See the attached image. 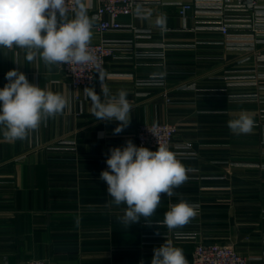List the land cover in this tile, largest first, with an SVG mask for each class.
Returning a JSON list of instances; mask_svg holds the SVG:
<instances>
[{
  "label": "crops",
  "instance_id": "crops-1",
  "mask_svg": "<svg viewBox=\"0 0 264 264\" xmlns=\"http://www.w3.org/2000/svg\"><path fill=\"white\" fill-rule=\"evenodd\" d=\"M137 1L148 6L122 19L130 27L104 35L93 30L91 38L118 43L100 75L109 97L102 96L99 76L86 88L105 102L121 89L128 93L132 119L120 134H113L119 122L95 120L85 88L74 89L62 66H46L39 57L28 62L24 49L0 47V88L8 82L5 74L18 69L30 83L68 102L25 140H8L0 130V264L31 258L151 264L154 249L166 242L182 249L188 264L200 242L264 256V119H256L264 117V41L250 44L252 35L264 39V32L232 28L240 37L232 42L209 28L222 18L216 6L221 0ZM188 2L194 7L183 18L179 7ZM83 3L97 22L98 0ZM161 17L163 28L156 23ZM245 112L254 128L234 134L227 123ZM144 122L178 126L169 150L188 169V179L171 197L161 194L150 218L127 229L117 219L126 205L110 202L100 173L108 169L110 148L128 140L139 147L136 132ZM181 200L197 206L196 216L169 230L164 215Z\"/></svg>",
  "mask_w": 264,
  "mask_h": 264
},
{
  "label": "clouds",
  "instance_id": "clouds-1",
  "mask_svg": "<svg viewBox=\"0 0 264 264\" xmlns=\"http://www.w3.org/2000/svg\"><path fill=\"white\" fill-rule=\"evenodd\" d=\"M74 4V18L68 19L67 0H0V47L24 49L28 62L39 57L46 66L92 63L89 44L93 24L83 0H74ZM156 23L163 28L166 18L161 17ZM5 79L8 82L0 88V130L8 140L27 139L42 123L62 114L67 107L63 95L30 83L18 69L9 70ZM99 79L102 96L107 98L109 89L103 77L99 75ZM84 90L91 100L95 120L119 122L114 135L130 125L132 104L125 90H119L107 102L93 88ZM254 123V118L245 112L229 120L227 126L241 135L251 133ZM109 152L108 169L100 173V179L107 185L110 202L126 205L124 214L117 219L127 229L142 217L150 218L160 205L161 194L171 197L173 189L188 179V169L166 146L159 144L156 151H151L128 140L124 147H113ZM196 207L181 200L165 213L163 223L169 230L182 227L196 216ZM140 264H144L143 260ZM151 264L188 261L182 249L166 242L154 249Z\"/></svg>",
  "mask_w": 264,
  "mask_h": 264
},
{
  "label": "built area",
  "instance_id": "built-area-1",
  "mask_svg": "<svg viewBox=\"0 0 264 264\" xmlns=\"http://www.w3.org/2000/svg\"><path fill=\"white\" fill-rule=\"evenodd\" d=\"M218 2V1H217ZM147 3L137 0H98V5L94 13L97 22H92V31L96 30L101 35L110 31H118L131 24L123 22L127 16H136L140 10L147 9ZM217 13L222 15L217 22H212L207 26L220 31L223 36L234 42L240 37L234 35L232 28H248L255 35L264 32V0H221L217 3ZM194 7L193 3H182L179 7V14L186 18L188 12ZM68 19L74 18V0H67ZM238 11L245 16L239 18L230 17L226 12ZM264 39L256 38L252 35L250 44L263 42ZM118 43L105 37L97 42H90L89 52L94 57V61L85 66L62 64V68L69 77L70 84L74 89L86 88L95 83L99 75L105 72L106 64L110 57L117 54ZM164 56V54H162ZM77 97V95H76ZM178 126L169 122H144L141 123L136 132L138 146L158 149L159 144L170 148L177 132ZM25 264H55L42 258H31ZM193 264H264V256L250 257L243 255L231 244L200 242L193 251Z\"/></svg>",
  "mask_w": 264,
  "mask_h": 264
},
{
  "label": "rangeland",
  "instance_id": "rangeland-1",
  "mask_svg": "<svg viewBox=\"0 0 264 264\" xmlns=\"http://www.w3.org/2000/svg\"><path fill=\"white\" fill-rule=\"evenodd\" d=\"M256 88H257V86H256ZM256 119H258L257 121H261L262 119H264V117L263 116H258V117H256ZM256 123H258V122H256Z\"/></svg>",
  "mask_w": 264,
  "mask_h": 264
}]
</instances>
